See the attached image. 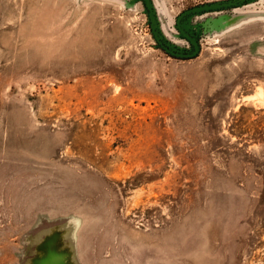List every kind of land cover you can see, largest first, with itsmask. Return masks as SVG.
Returning <instances> with one entry per match:
<instances>
[{
  "label": "rangeland",
  "instance_id": "1",
  "mask_svg": "<svg viewBox=\"0 0 264 264\" xmlns=\"http://www.w3.org/2000/svg\"><path fill=\"white\" fill-rule=\"evenodd\" d=\"M0 0V264H264V0ZM52 245V246H51ZM124 258H132V261Z\"/></svg>",
  "mask_w": 264,
  "mask_h": 264
},
{
  "label": "water",
  "instance_id": "2",
  "mask_svg": "<svg viewBox=\"0 0 264 264\" xmlns=\"http://www.w3.org/2000/svg\"><path fill=\"white\" fill-rule=\"evenodd\" d=\"M145 8L147 10V14L150 19V29L153 33L154 38L158 42V44L171 56L176 57V58H181V59H191L193 57H196L197 54L200 51V46L198 44L197 38L195 36H192L190 33H188L183 27H182V20L190 15L194 14H201V13H206V12H211V11H217L221 10L224 8L230 7V3H212V4H204V5H199L192 7L190 9H187L180 13V15L177 16L175 26L179 34L183 39H185L188 44L192 47V52L191 53H176L171 50H169L166 46L162 44V41L159 38V35L157 33L156 29V18L153 12L152 4L150 0H142Z\"/></svg>",
  "mask_w": 264,
  "mask_h": 264
},
{
  "label": "crops",
  "instance_id": "3",
  "mask_svg": "<svg viewBox=\"0 0 264 264\" xmlns=\"http://www.w3.org/2000/svg\"><path fill=\"white\" fill-rule=\"evenodd\" d=\"M49 231L52 233L46 239L55 241L54 247L49 248L53 250L47 253L48 256H45L46 260L51 262L50 264H94L86 253L79 251L78 244L75 243L76 232L58 226L49 229ZM124 259L132 261V258Z\"/></svg>",
  "mask_w": 264,
  "mask_h": 264
}]
</instances>
